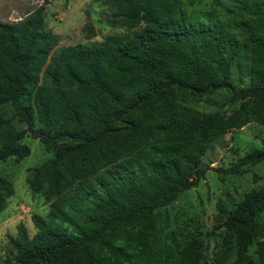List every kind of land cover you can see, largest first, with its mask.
<instances>
[{"label": "trees", "instance_id": "16d2710c", "mask_svg": "<svg viewBox=\"0 0 264 264\" xmlns=\"http://www.w3.org/2000/svg\"><path fill=\"white\" fill-rule=\"evenodd\" d=\"M50 2L20 21H0V163L30 156L22 143L28 134L54 152L28 182L49 204L47 217L32 215V237L20 226L15 255L2 264H203L198 238L172 260L174 243L158 229L155 211L205 178L212 142L253 122L264 126V0H212L209 11L192 13L184 0H106L109 25L131 33L62 47L54 57L58 37L44 18ZM243 50L250 83L237 90L231 76ZM223 89L240 101L230 115L187 104ZM15 120L27 127L18 130ZM262 162L264 148L254 149L215 171L246 173ZM13 194L0 176V213ZM262 212L264 186L215 228L229 240L216 264L232 247V264H264L263 242L258 263L248 256L264 234Z\"/></svg>", "mask_w": 264, "mask_h": 264}, {"label": "rangeland", "instance_id": "374dc122", "mask_svg": "<svg viewBox=\"0 0 264 264\" xmlns=\"http://www.w3.org/2000/svg\"><path fill=\"white\" fill-rule=\"evenodd\" d=\"M106 0H51L46 5L44 18L48 31L58 37V46L52 52L56 56L60 48L77 44L100 43L109 36H124L129 31L123 25L111 26L110 10ZM44 3V0H0V21L13 23L28 17ZM188 13L207 12L212 8V0H184ZM88 28L93 29L94 33ZM250 61L247 51L234 63L231 83L235 89L249 85ZM187 104L202 112L232 114L240 101L233 97L230 89H223L210 97L190 99ZM6 117L13 114L12 107L3 110ZM18 130L26 124L14 121ZM37 129L42 127L35 112ZM30 147L29 157L17 162L8 158L0 163V176L11 181L14 194L5 198V209L0 213V264L13 258L15 249L13 239H19V228L23 225L30 237L37 232L32 222L36 214L46 219L49 204L42 195L33 194L29 189V179L33 170L51 158L54 154L31 134L22 141ZM264 126L250 123L242 129L233 130L212 142L202 159V165L208 168L205 178L195 188L189 189L171 205L155 211L156 225L167 243H174L172 260L178 258L184 245L193 238L204 241L203 264H216L219 251L226 239L224 229H215L233 211L243 196L264 186V162L249 166L246 173L220 174L215 169H227L237 164L239 159L254 149L264 148ZM258 221L264 223V212L258 215ZM264 243L262 237L250 246L248 256L259 259L256 254L257 242ZM223 264H232L237 258L236 250L224 254Z\"/></svg>", "mask_w": 264, "mask_h": 264}]
</instances>
